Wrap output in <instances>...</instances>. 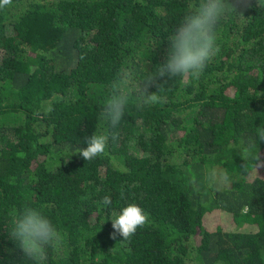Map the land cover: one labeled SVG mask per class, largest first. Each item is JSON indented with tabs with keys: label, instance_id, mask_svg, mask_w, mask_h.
Masks as SVG:
<instances>
[{
	"label": "trees",
	"instance_id": "obj_1",
	"mask_svg": "<svg viewBox=\"0 0 264 264\" xmlns=\"http://www.w3.org/2000/svg\"><path fill=\"white\" fill-rule=\"evenodd\" d=\"M230 2L237 12L218 24L219 52L199 78H162L163 102L129 105L119 139L90 161L75 153L112 131L100 112L115 73L155 72L197 0L0 8V264H32L9 234L26 198L64 236L46 264H264V0ZM128 203L148 222L113 239Z\"/></svg>",
	"mask_w": 264,
	"mask_h": 264
},
{
	"label": "clouds",
	"instance_id": "obj_2",
	"mask_svg": "<svg viewBox=\"0 0 264 264\" xmlns=\"http://www.w3.org/2000/svg\"><path fill=\"white\" fill-rule=\"evenodd\" d=\"M11 3V0H0V8ZM237 3H247V0H237ZM237 12L236 4L230 0H197L194 7L189 8L180 20L178 26L168 37V48L165 62L159 65L155 72L146 71L137 81L134 74L125 68L119 69L109 85V92L105 98L100 112V118L107 121L112 131L107 134L93 133L86 138V147H81L75 154H79L85 161H90L103 154L109 143L119 139L117 130L125 116V109L133 105L137 110L145 106L162 103L164 97L163 83L159 81L164 77L199 78L207 63L219 52L216 43V30L218 24L226 16ZM155 87L156 91H150ZM256 137L259 142L264 141V126L256 128ZM253 144L250 142L241 154L245 161L243 171H247V160L253 156ZM254 159L259 163L261 159L257 154ZM213 178H218L222 183L229 182L226 173H211ZM121 198H124L121 189ZM101 203L111 205L109 196H104ZM112 227L114 239L118 233L123 239H128L135 234L138 228L148 222V214L135 203H128L119 212L113 214ZM11 238L18 242L25 257L32 264H46L48 250L59 249L64 236L53 221L44 212L33 207L30 202L25 203L12 215L9 229Z\"/></svg>",
	"mask_w": 264,
	"mask_h": 264
}]
</instances>
